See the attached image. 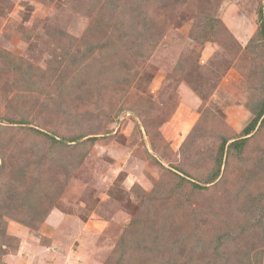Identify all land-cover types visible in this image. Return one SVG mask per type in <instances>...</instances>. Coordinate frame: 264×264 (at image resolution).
Returning <instances> with one entry per match:
<instances>
[{
    "label": "rangeland",
    "instance_id": "rangeland-1",
    "mask_svg": "<svg viewBox=\"0 0 264 264\" xmlns=\"http://www.w3.org/2000/svg\"><path fill=\"white\" fill-rule=\"evenodd\" d=\"M263 7L0 0V150L46 211L37 225L6 223L0 264H160L167 237H193L195 219L202 245L188 239L182 264H255L254 252L264 264V125L227 151L264 97ZM217 237L212 253L203 242Z\"/></svg>",
    "mask_w": 264,
    "mask_h": 264
},
{
    "label": "trees",
    "instance_id": "trees-1",
    "mask_svg": "<svg viewBox=\"0 0 264 264\" xmlns=\"http://www.w3.org/2000/svg\"><path fill=\"white\" fill-rule=\"evenodd\" d=\"M263 12H264V7H263ZM260 14H261V19H260L261 22H260V25L258 27V31L257 32H258V37L262 40V42L264 44V14H263V16H262V12H260ZM107 46H109V45L108 44L104 45V48L107 47ZM87 57H90L89 53H86L85 55L81 56V58H87ZM82 60H79V62H82ZM105 60H103V61H99L98 60V61L100 62L101 66L104 69L111 68L110 67L111 65L107 64L105 62ZM79 62L77 63V65L79 64ZM123 66L124 65H122V63H121V67L122 68H123ZM86 68H88V66H86V65L84 67H82V73L83 74L85 73ZM115 73H116L117 76L119 75L118 70H115ZM76 75H77V77H79L80 73L77 72ZM85 83L88 84V81L86 80ZM103 86L105 87V83H103ZM99 87H100V85H99ZM106 88H108V87H106ZM99 91H100V93L106 94V91L105 90H101V88H99ZM259 100L260 101L255 105V107L258 106V108H256L257 110L253 111V113H255V116L244 126V128L241 131L242 138L233 139L232 141L228 142L227 151L229 150V152H231L230 154H233L235 151L237 152L238 150H241L240 153H242L243 144L246 142V139H248L250 136H253L254 133L259 129V127L261 128V126L264 125V97L262 99H259ZM9 122H13L14 124L16 122H18L19 124H23L24 123L23 121H9ZM0 129L2 130V128H0ZM33 130L36 133L41 134L42 136H46V135H44L46 133H44V131L42 129H40V128H37V129L34 128ZM52 138H54V137H52ZM79 138L80 137H75V138H71V140L74 142V141H76ZM229 139H230V137H229ZM229 139L227 137L221 139L222 141H221V144L219 146V155L222 154V151L224 149V145L227 143V141ZM54 140H56L57 142H61L59 139H56V138H54ZM86 140H90V139L88 138ZM1 149H2V147H1ZM244 149H245V147H244ZM240 153H237L236 157L240 158V160L243 161V156L239 157ZM3 154H4V150H0V158L2 160L1 163H0V214L2 215V222H3L2 227H0V236H1V234H4L6 223L9 220H14V221H16V222H18V223H20L22 225L31 226L32 223H35V225H37L36 223L38 222V224H39L44 219L42 215H46L45 208L43 207V205H41V201L39 199L41 197L38 196L37 193L33 194L31 192V188L30 187L29 188L22 187V183H21V179L22 178L20 180H18V181H13V178L15 177L16 170L14 168H12V165L6 163V160L3 157ZM5 155H6V153H5ZM217 158H218L217 166H216L215 171H214L215 175L211 176V179L215 178V176L218 173V169H219V167L221 165L220 164V157H217ZM14 159H16V158H14ZM21 159H23L22 160L23 163L26 162L28 164L27 166L30 167L29 164L32 162V160L30 158L28 159L27 157H24V158H21ZM10 163H12V162H10ZM25 172H23V174H25ZM168 173H170L171 175H176L177 174L174 171H170V170H168ZM23 174H22V177H23ZM178 178H180V180L188 182L193 188L200 186V185H198L195 182H192L190 180L185 179L184 177L178 176ZM23 179H24V177H23ZM39 184H40V181L37 180V181H34V184L30 183L29 185L37 186ZM36 188H38V187H36ZM174 190L175 189L172 188V191L168 193L169 195L165 196L164 198L168 199L170 196H172L171 198H175L174 200H176L178 195H177V193H175ZM36 191L38 192L39 190H36ZM29 192H31V194H28ZM10 199L14 200L15 202H10L9 203ZM35 199H37V200L35 201ZM23 201H26L25 202V208L23 206ZM20 206H23V208H24V216L25 217H23V218H13L12 217V213L14 211L20 210L21 209ZM170 217H171V215H170ZM193 217H195V214H193ZM203 221H202V219L201 220L195 219V223L193 225L194 226H199V228H198L199 231L195 232V235L193 237H190L185 232H179V233L174 232L173 236L167 237L168 244L166 246H169V248L171 250V253H170L169 257H168V260L167 261H162L161 260L160 264H162V262H164L165 264H182V261H183L182 257L186 253V251L183 252V251H181V249L184 248L183 245L186 244L188 239H189V243L190 244H193L195 246L196 245H200V244L202 245V236L204 235V229H203V224L204 223H203ZM181 233L185 234L184 238L181 237L182 236ZM194 237H196V238H194ZM192 238H194L195 241L192 240ZM200 238H201V240H200ZM221 238L222 237H217V241L214 238H210V240L204 241L203 244H205L206 247L211 248L212 251H213L212 253L218 252L219 251V245H221V240H220ZM121 243H122V246H123V240H121ZM212 243H214V244L211 245ZM248 244H249V242H247L246 247H250V246H248ZM3 245L4 244L2 243L1 246H3ZM3 250H4V248H3ZM178 253H181V254L178 255ZM175 254H176V256H175ZM208 255L211 256L212 254L210 253ZM253 256L255 258V264H261V261H260V259L262 258L261 253L254 252ZM215 258H213V259H215ZM211 260H212L211 258L204 259V260L201 261V264H205V263L209 264V262ZM244 264H245V262H244ZM246 264H251V258L250 257L246 258Z\"/></svg>",
    "mask_w": 264,
    "mask_h": 264
},
{
    "label": "crops",
    "instance_id": "crops-1",
    "mask_svg": "<svg viewBox=\"0 0 264 264\" xmlns=\"http://www.w3.org/2000/svg\"><path fill=\"white\" fill-rule=\"evenodd\" d=\"M248 136V135H247ZM10 232V231H9Z\"/></svg>",
    "mask_w": 264,
    "mask_h": 264
}]
</instances>
